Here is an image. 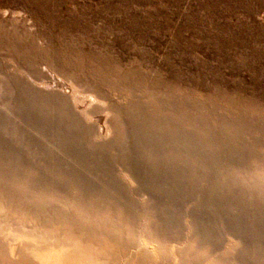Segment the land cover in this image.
Masks as SVG:
<instances>
[{
  "label": "rangeland",
  "instance_id": "1",
  "mask_svg": "<svg viewBox=\"0 0 264 264\" xmlns=\"http://www.w3.org/2000/svg\"><path fill=\"white\" fill-rule=\"evenodd\" d=\"M0 182L264 264V0H0Z\"/></svg>",
  "mask_w": 264,
  "mask_h": 264
},
{
  "label": "bare ground",
  "instance_id": "2",
  "mask_svg": "<svg viewBox=\"0 0 264 264\" xmlns=\"http://www.w3.org/2000/svg\"><path fill=\"white\" fill-rule=\"evenodd\" d=\"M53 193L0 182V264H194L188 250L158 242L157 231L138 237L142 251H131L132 232L110 210ZM51 247L67 254L59 259Z\"/></svg>",
  "mask_w": 264,
  "mask_h": 264
}]
</instances>
